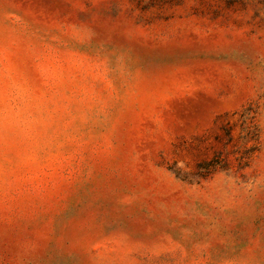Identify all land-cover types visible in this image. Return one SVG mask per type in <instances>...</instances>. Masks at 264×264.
<instances>
[{
	"label": "rangeland",
	"instance_id": "rangeland-1",
	"mask_svg": "<svg viewBox=\"0 0 264 264\" xmlns=\"http://www.w3.org/2000/svg\"><path fill=\"white\" fill-rule=\"evenodd\" d=\"M0 264H264V0H0Z\"/></svg>",
	"mask_w": 264,
	"mask_h": 264
}]
</instances>
